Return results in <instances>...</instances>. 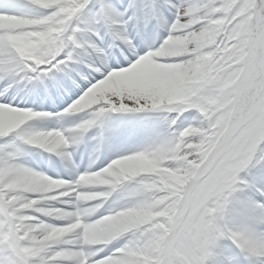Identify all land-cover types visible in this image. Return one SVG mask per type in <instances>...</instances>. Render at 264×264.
I'll return each instance as SVG.
<instances>
[{"label":"snow or ice","instance_id":"6c2138e0","mask_svg":"<svg viewBox=\"0 0 264 264\" xmlns=\"http://www.w3.org/2000/svg\"><path fill=\"white\" fill-rule=\"evenodd\" d=\"M37 0H0V17H16L18 8L35 7ZM65 4L56 7L46 8V15L37 17L34 22L46 23L53 15L61 16ZM68 8H77L75 15L64 21L62 26L59 44V54L51 57L33 58L26 60L22 54L11 51L10 46L0 42V84L3 85L0 91V109L12 110L25 117H37L40 119L49 118V113L35 111L30 108L20 107L13 103L9 93L13 92L14 85L24 83L25 86L32 85L35 91L38 86L47 88L46 81H51V87L58 90H66L72 93L73 100L70 104H79L90 90H94L111 73L120 72L131 68L137 61L148 57L161 47L169 36L170 31L176 26L178 18H185L186 13L195 9H212L214 14L209 20L215 23H223L227 19L232 23L225 29L224 36L217 41L223 48V40H232V48L237 54L228 53L224 48L223 55L231 56L224 72L222 66H218L217 74L209 78L208 86L205 88L211 95L210 103H217L219 98V121H213L217 135L220 137L217 148L221 151L226 162L215 171L210 172L208 182L205 184L197 205L202 212L198 219L180 232H171L167 226L163 228V234L154 244L144 247H130L121 244L98 245L101 250L94 255L85 249L90 246L86 237L83 242L75 244L72 248L66 249L62 246H54L42 253L39 264H49L43 257H53L60 254H75L76 260L65 262V264H125V257H135L128 260L127 264H145L146 258H153L151 264H213L209 259L210 248L215 246L221 229L218 226L217 214L223 213L226 206L233 203L229 198L239 189V183H247V189L252 190L253 196L249 197L246 211L255 219L256 223L246 224L241 227H234L224 234L225 239L237 250L243 258V264H264V187L249 184L241 181L240 173L251 159L264 153V0H128L126 5H118L111 0H78L75 5L68 4ZM88 9L92 25L82 26L77 23L82 10ZM162 9H167L172 19L164 15ZM62 18V17H61ZM75 18V19H74ZM155 25L157 29L166 33L160 43H153L151 46L142 48L136 40L135 35L129 32V27L136 34H142L150 26ZM95 25H102L107 31L105 35L111 37V44L118 45L125 49L124 58L115 60L107 57L96 41L103 42V35ZM198 28L200 26H197ZM85 33L88 36L85 37ZM7 52V54H5ZM218 49L215 56L220 55ZM213 60L212 57H206ZM48 61V62H45ZM87 69V70H85ZM223 73V75H221ZM255 89V95H249L247 89ZM78 90V91H77ZM69 107L58 113L55 118L63 119L72 113ZM89 118L75 123L74 126L61 131V139L49 147L39 140L33 132H17V138L24 145H35L36 148L45 149L49 153L59 155L63 160L68 161L73 168L75 176L84 181L86 173L91 171L93 164L90 163L84 173H76V166L72 163L71 155L66 149L76 139H83L85 134L93 127L102 128L105 118L112 113L137 114L145 113L142 108L128 104L127 107H108L98 104L89 110ZM71 117V116H70ZM40 133L39 136L46 137L49 132ZM9 133V134H10ZM8 135L0 137L7 138ZM103 138L102 135L100 137ZM236 143L233 144L232 142ZM6 145L0 146V168L9 166L20 169L17 159L5 151ZM236 148L241 151L247 149V155L243 162L228 170V158ZM140 149L132 153L139 154ZM215 155V152L213 153ZM23 170V169H21ZM207 174V173H206ZM49 178V177H48ZM53 183H68L65 179H52ZM4 183H7L5 181ZM119 183H115L106 194L118 190ZM3 185L0 184V189ZM0 191V233L7 230L8 243L4 248L6 253L0 264H36V260L24 258V252L30 247L25 244L26 239L14 231L19 225H14V219H24L33 213L17 212L16 205L9 202V196ZM260 197L256 200L255 197ZM25 208L30 207L21 201ZM229 209V208H228ZM227 209V210H228ZM12 213L10 217L8 214ZM30 230L35 221L28 220ZM63 222L52 224L48 227L59 231H68ZM203 232L207 239L199 248V240L194 237ZM239 233V236L236 235ZM182 254L184 259H178ZM20 257L19 260L13 258ZM52 264H60L53 261ZM215 264H220L216 261ZM233 264H240V260H233Z\"/></svg>","mask_w":264,"mask_h":264},{"label":"bare ground","instance_id":"6f19581e","mask_svg":"<svg viewBox=\"0 0 264 264\" xmlns=\"http://www.w3.org/2000/svg\"><path fill=\"white\" fill-rule=\"evenodd\" d=\"M173 2L178 3L179 0H173ZM77 3L78 0H37V4L35 7L18 8L16 9V11L18 13L22 12L21 15H24L26 18L30 16L32 18H36V16L46 15V8H54L59 4L75 5ZM123 4H126V2H124ZM77 10V8H64L63 10H60L62 18L59 24L53 23L54 19L56 18V15H53L52 18L49 19L46 23L34 22L33 20L29 21L24 18L16 19L14 17H1L0 35H4L0 36V42L5 37H8V42L14 43L12 47H10L11 51L22 54L26 60L49 56L48 48H50V45H53V43L56 45L58 44L64 21L66 19H69L71 16L75 15ZM88 12L89 10L85 9L82 10L81 14L85 13V15H87ZM213 14L214 12L212 9L201 8L195 9L190 13H186L185 18H178L176 21V26L170 31L169 36L164 41V43H166H163L164 45L162 44L159 49H157L155 52L150 53L148 57L137 61V63L133 65V67H131L130 69H124V71H120L117 74L109 75L106 78L105 82L101 83L98 87L89 92L88 95L85 96V98L79 104L82 105V108L84 110H86L92 105L100 102L111 104L112 97H120L125 101V103H118L112 107H127V101H134V107L142 108L145 111V113H137L140 115L139 121L141 122H149L146 121V119L141 120L143 117L149 118L151 121H154L158 117H162L159 116V113L164 110H166V112L170 111V108L168 106L171 104H183L182 102H184V97H182V95L187 94V96H192L195 92L205 89L208 86V84L205 85L204 83V80H208V77H205V75L211 73L210 76L213 77L215 72L214 69L216 68L212 61H216L215 63L217 64V66H222L225 69L227 64H224L223 60L221 59L217 60L216 58L218 55L215 56L213 60H211V66L208 67H205L202 63L199 62L194 64L191 60L188 62L190 64V67L183 63L166 65V63L161 62L159 58L166 59L170 57L180 56L189 57L190 55H192L193 58H197L199 53L204 52L206 49L209 48L215 49V52L218 49L220 50V52H223L224 40L223 48H221V45L217 43V41L221 40L222 38L220 34V32L222 31L221 29L229 27L231 21L227 19V14H225L223 18V23H215L209 20V16ZM166 17L170 21L172 15L170 14ZM197 26L200 27L198 28ZM34 28L37 29L34 30ZM41 28L44 29L43 33H39L41 31ZM155 28L156 27L153 24L149 27L146 32L144 31L141 34L151 39L149 43L150 46L154 42L158 44L163 38H166L165 32L160 29L156 30L157 28ZM31 29H33L35 32H26L27 30ZM105 31L107 30L105 29ZM129 32L134 35L132 28H129ZM204 32H206V34L208 32H211L213 39L211 40L206 38ZM84 35L85 37H87L88 33H85ZM20 36L23 38L24 42L21 44L20 48H16V40H18V37ZM108 38L111 41V37L108 36ZM135 38L138 41L136 35ZM31 39H34V41L30 42ZM138 42L142 48L145 47V40L141 39ZM96 43L99 46L101 45L99 41H96ZM57 46H59V44ZM5 54H7V52ZM206 57L207 56L202 57L201 59L207 61L208 59H206ZM50 58L54 59V56H51ZM198 79L202 80L199 81ZM142 80L143 82L141 83V85L136 84L140 83ZM21 84L22 83L14 85V89H20ZM0 88V91H2V84H0ZM116 90L118 91L116 92ZM89 95L93 98H88ZM9 96L13 100V103L15 105L19 106L21 104V101L15 100L16 97L11 96V93H9ZM48 97H50V94H48ZM154 98L156 100L155 104H153ZM97 100L99 101L97 102ZM140 101H147V103L141 104ZM185 105L190 108V106L188 105V100H185ZM58 108L61 107L56 106L55 109ZM199 111L202 114L204 112L203 109H199ZM74 113L76 112H72L69 114V117H66V119L72 124L78 123L84 119V117L73 119L72 114ZM114 114H116V116L127 115L130 118L136 117L135 120H137V117H139L137 114ZM163 117L167 120L166 114ZM105 120H108L109 122L113 121L114 123H119L118 118ZM20 127L21 129L17 130V132L28 133L31 131L39 137L40 141H43L45 137L39 136V134L47 132L49 130L47 128L44 129L42 127V122L37 117H25L12 110L0 109V137L8 135L10 132L15 131ZM35 127H38L40 131H36L33 129L31 130V128ZM94 128L97 127H93L88 131V133L93 131ZM123 129L125 130V137L116 138L114 141L115 143L121 145V148L118 153H115V155L118 157L123 154L125 150H127V148L132 147L133 144L142 143V141L129 143V141L136 138L135 136L140 135L138 131H135L134 129L129 130L124 127ZM11 135L14 136L13 133H10L8 137H10ZM15 135L17 136L16 133ZM156 137V140L158 142L157 144H161V139H159L158 136ZM3 139L4 138H0V140ZM10 139L4 140V143L7 144L6 149L8 150L9 155L10 149L14 146L12 144V141H10L11 143H9L8 140ZM137 139L140 140L139 138ZM219 140L220 138H217L215 142L219 143ZM78 141L80 142V139L74 140V142H72L73 144H76V148L78 147ZM15 142L17 143V141ZM2 143L3 141L0 142V144ZM45 144L49 147L53 146L49 145L46 142ZM217 145L214 143L213 147L209 150V153L203 156V160H200L198 164H195L197 168L203 167L204 163L208 161L210 155L215 151ZM144 157L147 160H150L151 164L148 166L149 170L145 171L142 174L157 175L158 178L160 177V174L163 171V169H161L163 168V164L169 159H172V157L169 155V148H166L161 153L155 152L150 157H147V155ZM183 158L190 159V155L185 156ZM20 161H22V159H17L16 162ZM153 169L156 171H152ZM258 171H260V174L264 176V165L261 166L259 169L253 167L252 172L250 174L254 175V173ZM164 172H168L167 179L171 181L168 186L170 188H173V191L166 197V199L175 198L178 195L177 188L186 185L190 181V178H183V175L177 176V172H180L177 170H165ZM183 179L185 180V183ZM5 181H7V183H4ZM181 181H183L184 184ZM81 183H83L85 188L99 187V185H91L87 181H83ZM260 183L264 185V177H262ZM0 184H2L3 188H5L3 191L2 189H0V191H2L4 195H8L9 193L12 194L11 196H9V202L11 204L16 205L17 212L33 213V215H30L24 219L13 220L14 225L20 226L19 228H14V231L21 236V239H26L30 241V247L27 251L24 252L25 259L39 260L42 257V253L51 247L59 245L63 248L70 249L76 244V237L72 234L73 232L79 230V228L76 227L73 223L76 217L73 216V213H64L57 215L58 207H60V205L67 207L71 206L70 203H65V201L68 199V194H60V197L56 195V191L59 189L60 185L58 186L50 182H46L41 178H36L21 169H17L11 166L7 168H0ZM236 187L239 189V191L233 194V203L230 205L229 209H231L232 211H236L239 214L238 217L241 221L239 222V220H237L238 217H230L228 220L223 221H220L219 218L217 219L218 226L221 229V234L219 236L222 238L223 242L227 241V239H225L224 234L228 233L230 231L229 229H233L231 226L225 225V221H229L231 223H234L235 225H239V227L249 223H256L255 219L249 213L245 216H242V213L238 209V204L240 203L238 198L240 196H245V194L247 196L252 197L254 195L252 190L247 189V183H243V185L242 183H239V185ZM73 194L74 193L72 192V195ZM2 198L3 196H0V199ZM88 200L89 198L85 199V203H87ZM21 201L27 203L28 205H30V207L25 208L24 204L20 203ZM241 207L243 209H246L243 203H241ZM0 215H3V213H0ZM8 215L11 217L12 213H9ZM79 216V218H82V215ZM39 218L44 219L48 224L43 236H41L40 233L42 230L45 229L40 227L38 228L37 226H35V223H37ZM28 220L35 221L30 230L26 227V222ZM63 222H69L65 224V227L69 228L67 232L59 231L57 229H51L48 227L49 225L59 224ZM102 228L103 225L100 224L88 225L86 227L83 238H87L89 245L95 244L97 242L98 232ZM236 235L239 236V233H236ZM0 236L4 240H6V238L8 237L7 230L0 233ZM44 236L51 237V239L45 240ZM83 238L79 239L83 242ZM217 243L218 242H216L215 244ZM218 251L220 252L219 249H213V254L209 259L213 262V264H215L216 261H219L220 264H228L229 257L225 254L219 253ZM230 251L232 252V250ZM4 254L5 251H2V253L0 252V259H2V261ZM13 258H15V256H13ZM43 259L48 260L49 264H52L53 261H58L60 262V264H65V262L75 261L76 256L75 254L65 253L53 257H43ZM132 259H135V257H131V260ZM151 261V258H146L145 264H151ZM81 264H83V261H81ZM125 264H127V262H125Z\"/></svg>","mask_w":264,"mask_h":264},{"label":"clouds","instance_id":"9594fccd","mask_svg":"<svg viewBox=\"0 0 264 264\" xmlns=\"http://www.w3.org/2000/svg\"><path fill=\"white\" fill-rule=\"evenodd\" d=\"M65 7L68 8V4H65ZM226 51L233 55L237 54L233 49ZM215 53L214 49L209 48L199 53L197 58L180 56L159 59L166 64L183 63L189 67L188 62L191 60L193 63L199 62L208 67L211 66V60L204 61L200 58L207 56L214 59ZM106 55L113 60L124 58L125 49L113 45L106 50ZM221 59L224 64H228L231 56H223ZM226 71L227 69H224V72ZM247 92L249 95H255V89L252 87H249ZM209 95L211 93L206 89L196 92L191 103L197 105L198 108H189L187 105L179 103L168 106L170 111L166 113L167 120L162 130L168 137L169 155L172 159L165 162L162 167L163 170L180 171L190 178L186 185L177 188L178 195L175 198L166 199L173 188L168 186L171 181L167 179L165 172L162 171L159 178L157 175L142 174L149 170L148 166L151 161L136 153L121 155L112 159L106 166L87 172L84 181L91 185H99V187L82 188L80 185L83 181H80L79 177L75 175L68 183L61 182V184L68 185L74 193V195H68L65 203H72L81 209L91 208L95 210L92 215L84 218L83 223L85 225H103V228L98 232L97 242L85 249L88 253L94 255L101 250L96 246L108 244L142 248L159 240L163 234L162 225L167 226L171 232H180L198 219L202 209H199L198 212L195 209L201 192L208 182L209 170L215 171L214 166L219 167L226 162L221 151L216 147L215 155L213 152L203 167L197 168L195 165L197 160H203V152L198 151V148L193 147V144L204 148L206 144H210V141L203 135L188 136L189 130L192 127L210 128L213 126V121L218 122L220 119L218 116L219 98H217V103H210ZM21 99L24 98L21 97ZM118 103H125V101L120 97H112L111 104L100 102L86 110L80 104H69L67 107L77 114L86 113L87 118L83 119L86 120L90 115L89 110L95 108L96 105L104 104L112 107ZM127 103L134 105L135 102L127 101ZM140 103L145 104L147 101H140ZM155 103L154 98L153 104ZM198 109H203V114ZM164 115L165 113H159V116ZM68 128H63V130ZM61 131L58 128H53L42 142L55 145L61 139ZM232 143L235 144L236 142L233 141ZM239 151L240 149L236 148L230 153V156ZM189 155L190 159L183 158ZM176 157H181V159L177 160ZM227 162L230 160L228 159ZM152 171L156 170L153 169ZM117 182L119 183L118 190L112 192L111 195L106 194L111 186ZM114 193L117 194L115 197H113ZM83 195L89 197L86 204L79 200ZM26 227L28 228L27 225ZM45 231L46 229L42 230L40 235L43 236ZM72 234L76 237V244L82 243L79 239L82 230H77ZM44 239L48 240L51 237L44 236ZM29 243V240L25 241V244ZM124 259L127 261L129 257ZM36 264H39V260H36Z\"/></svg>","mask_w":264,"mask_h":264},{"label":"rangeland","instance_id":"374dc122","mask_svg":"<svg viewBox=\"0 0 264 264\" xmlns=\"http://www.w3.org/2000/svg\"><path fill=\"white\" fill-rule=\"evenodd\" d=\"M80 18L82 17L83 18V20L81 21V24H84V23H87V21L89 22V23H91L92 24V20H91V18L90 17H88V18H86V16H82V15H80L79 16ZM60 20H61V16L60 17H58V16H56V18L54 19V21H53V23H60ZM87 20V21H86ZM232 23V22H231ZM230 23V24H231ZM226 28H228V27H225L221 32H220V34H221V37H223L224 36V32H225V29ZM34 31V30H33ZM44 32V29L43 28H41V31L39 32V33H43ZM214 32V31H213ZM204 34L206 35V38H208V39H213V37H212V34H211V32H208L207 34H206V32H204ZM21 35V34H20ZM180 35H182V34H180ZM14 36V35H13ZM34 41V39H31V41L30 42H33ZM24 42V40H23V38L20 36V37H18V40H16V48H20V46H21V44ZM5 43H7V42H5ZM10 47H12V45L14 44V43H7ZM58 45V44H57ZM57 45L56 44H54L53 43V45H50V48H48V50H49V53H50V50H51V55L53 56V52H55V51H57L58 50V47H57ZM224 48H226L227 50H231L232 48H233V43H232V40H230V39H224ZM215 50V49H214ZM221 54L220 55H218L217 56V60L218 59H221V57H223L224 55H223V52H220ZM201 59V58H200ZM201 60H203V59H201ZM222 60V59H221ZM45 62H47V61H45ZM213 63H214V65H215V72H214V75H213V77L217 74V71H216V69H217V64L214 62V61H212ZM195 64V63H194ZM167 65V64H166ZM227 67H229V65L227 64ZM211 75V73H208V74H206L205 75V77H208V80L206 79V80H204L205 82V85L206 84H208L209 83V78L210 77H212V76H210ZM199 81H201L202 79H198ZM143 82V80L140 82V83H136L137 85H141V83ZM203 90V89H202ZM118 90H116V92H117ZM195 94H196V92L191 96H187V94L186 95H182V97H184L183 98V100H184V102H182L183 104H185V100H188V105L190 106V108H198V106L197 105H195V104H193V103H190L191 102V100H192V98H193V96H195ZM199 110V109H198ZM159 122H161L162 123V120H159ZM207 131V132H206ZM25 133H27V132H25ZM14 134V133H13ZM33 134H35V133H33ZM197 135H203V136H205V137H207L208 138V141H210V144H206L205 145V147L204 148H200L198 145H195V144H193V147H196V148H198V151H201V152H203V156L206 154H208L209 153V150L213 147V144L215 143L216 144V139L218 138H220L218 135H217V132H216V127L213 125V126H211L210 128H207V129H205V128H198V127H192L190 130H189V133H188V136H197ZM16 138H17V136H16ZM18 139V138H17ZM3 140H5V139H3ZM3 140H0V142H2ZM19 140V139H18ZM20 141V140H19ZM30 147H33L32 145H30ZM34 148V147H33ZM41 149V148H40ZM163 150V149H162ZM161 150V151H162ZM161 151H160V153H161ZM246 155H247V149L245 148V149H243L242 151L240 150L238 153H236V154H234V155H231L228 159L230 160V163L228 164V170L230 171L231 170V168H233V167H235V166H238V165H240L242 162H243V160L245 159V157H246ZM149 156V155H148ZM175 159H177V160H179V159H181L180 157H176ZM199 161L200 160H197L196 162H195V164H198L199 163ZM252 161V159L249 161V162H251ZM257 161V162H256ZM255 161V163L253 164V166L251 167V168H249V170H248V177H250L251 178V176H249V174L252 172V168L253 167H255L256 169H259L261 166H263V164H264V154L263 153H261V155L259 156V158L257 159ZM248 162V163H249ZM248 166H249V164L248 165H246L245 167H244V170H246V169H248ZM161 169H163V168H161ZM163 171H165V170H163ZM168 173V172H167ZM167 173H165L166 174V177L168 176L167 175ZM178 175H183V178H186L187 176L184 174V173H180V172H177V176ZM176 176V177H177ZM255 177V176H254ZM183 181H184V183H185V180L183 179ZM183 181H181L182 183H183ZM183 183V184H184ZM5 189V188H4ZM83 196H86V195H83ZM233 197V196H232ZM232 197H230L229 199L230 200H232ZM241 202H245V203H249V199H244L243 198V200H241ZM238 206H239V204H238ZM230 207V205H228V206H226V209H225V211L223 212V213H219V214H217V216H218V218L220 219V221H223V220H228L230 217L231 218H237L238 216H239V214L236 212V211H232L231 209H228ZM199 209H200V207L199 206H196V209H195V211H199ZM228 209V210H227ZM235 222V221H234ZM225 223L227 224V226H229L228 224H230V226L232 227V228H234V227H238V225H235L234 223H231V222H227V221H225ZM38 226V225H37ZM39 226L40 227H42L41 226V224H39ZM195 239H198L199 240V244L197 245V247L199 248L201 245H203V243L205 242V240L207 239V237H206V235L203 233V232H199L198 234H197V236L196 237H194V240ZM2 242V246H6L7 245V242H4V241H1ZM216 242H218L217 244H215V246H217V247H219V246H221V242L217 239V241ZM217 247H212V248H210L209 249V251L211 252V250H213V248H217ZM182 254H180V256H181ZM183 256V255H182ZM151 259H155V257H153V258H151ZM128 260H130V257H129V259ZM127 260V261H128ZM127 261H125V262H127Z\"/></svg>","mask_w":264,"mask_h":264}]
</instances>
